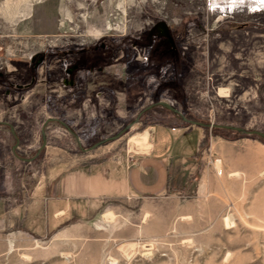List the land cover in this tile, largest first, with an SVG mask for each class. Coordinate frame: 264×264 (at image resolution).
I'll use <instances>...</instances> for the list:
<instances>
[{
  "label": "rangeland",
  "instance_id": "rangeland-1",
  "mask_svg": "<svg viewBox=\"0 0 264 264\" xmlns=\"http://www.w3.org/2000/svg\"><path fill=\"white\" fill-rule=\"evenodd\" d=\"M158 21L176 52L154 59L153 77L129 64L133 74L102 99L66 102L50 84L11 95L0 86V121L20 125L17 154L29 161L13 159L16 137L0 126V264H264V139L182 119L264 133V0H0V67L18 82L35 52L138 35ZM57 64L40 65L39 81L57 79ZM52 116L75 133L52 125L36 158ZM158 124L202 131L195 156L169 166L161 189L157 174L143 173L158 168L144 163ZM51 155L65 174H50L49 191L71 212L54 229L25 228L18 206L33 200ZM79 167L90 170L71 174ZM100 169L107 174H92Z\"/></svg>",
  "mask_w": 264,
  "mask_h": 264
},
{
  "label": "flooded vegetation",
  "instance_id": "flooded-vegetation-1",
  "mask_svg": "<svg viewBox=\"0 0 264 264\" xmlns=\"http://www.w3.org/2000/svg\"><path fill=\"white\" fill-rule=\"evenodd\" d=\"M155 24L154 22L144 33L138 35L127 37L118 35L119 37L113 38V34H108L99 39L75 40L72 44H62L53 50L35 52L26 64L23 79L18 82L11 79L7 80L6 71L3 67H0V86L5 85L4 94L11 95L13 92L25 93L39 84H50L58 86L55 90L59 92L58 96L66 102L81 103L88 100L102 99V97H99L100 95L111 94L112 85H123L127 75L133 74L132 72L128 73L129 64L136 65L137 62L135 61L142 62V66L148 69L153 77L154 69L158 70V63L154 59H158L159 55L165 53V51L173 54L176 52V44L172 46L166 36L160 35V30L154 27ZM169 34L175 41L171 30H169ZM137 49L142 52L145 51L144 55L140 56V52L135 51ZM49 58L57 59L58 77L50 83L48 79L43 82L39 81L36 75L38 68L40 65L45 64ZM149 77L150 74L147 75V78ZM159 85L157 83L156 87L152 89L149 98L155 99L158 97ZM154 107V105H149L143 112H147ZM19 115L28 120L23 112H20ZM55 124H61L72 133H75L67 127L59 116L48 117L42 125L41 133L44 135L47 133V129ZM0 126L7 128L15 135V145L17 144V138L19 139L17 148L20 147L22 138L20 125L17 121H0ZM12 127L15 132L12 131ZM43 138L44 136L42 137V144ZM17 148L14 152L20 157L17 154ZM41 151L36 154V158Z\"/></svg>",
  "mask_w": 264,
  "mask_h": 264
},
{
  "label": "crops",
  "instance_id": "crops-1",
  "mask_svg": "<svg viewBox=\"0 0 264 264\" xmlns=\"http://www.w3.org/2000/svg\"><path fill=\"white\" fill-rule=\"evenodd\" d=\"M172 128H174V130H172ZM144 133L148 136L147 131ZM201 138L202 131L200 128L187 129V127H176L170 124H158L154 126L151 135V147L145 154L146 162L144 163L157 165L158 168L156 171L152 172L144 170L143 173H150L153 176L157 174L159 183L158 189L165 188L167 186V169L169 170L172 166L176 167L177 165L189 162L188 160L197 153ZM49 146L50 145H47V148ZM14 147L15 145L11 147L13 159L27 161L15 154ZM17 149L21 148L18 147ZM45 158L48 160H44L45 165L41 169L42 176L45 177V179H40L39 186L37 190L34 191L33 200L22 202L18 206V220H21L25 228H40L42 230L54 229L57 224L63 222L65 215L71 212L69 202L64 194L54 195L49 191V186H51V183H49L50 174H52V172L54 173L55 169H57L58 176L65 174V169H60L57 163V161L61 159L54 157V155ZM34 162L35 161H32L30 164H34ZM89 170V167L87 169L79 167L75 168L71 174L86 173L89 172ZM104 170H94L92 174L106 175L107 171ZM139 172L143 174L140 170ZM108 174H110V171H108ZM34 213L41 215L40 219L34 218ZM50 220L54 222L53 226L49 225Z\"/></svg>",
  "mask_w": 264,
  "mask_h": 264
},
{
  "label": "water",
  "instance_id": "water-1",
  "mask_svg": "<svg viewBox=\"0 0 264 264\" xmlns=\"http://www.w3.org/2000/svg\"><path fill=\"white\" fill-rule=\"evenodd\" d=\"M154 27H155V29L157 28L158 30H160V33H159L160 35H163V36H166V37H167L169 43H170L172 46L174 45V43H173V39H172L171 35L169 34V28H168L167 24L165 23V21H158V22L155 24ZM156 104H157V105H161V106H163V107H165V108L171 110L173 113H175V114H177V115H180V116L182 117L181 113H180L177 109H175L174 107H172L171 105H169L168 103H166V102H164V101H157ZM182 119H183L184 121H186V122H190V123H193V124H198V125H200V126H202V127H205V126H210V127H212V126H214V127H217V128H224V129L234 130V131L240 132V133H242V134H246V135H252V134H255V135H258V136H260V137H262V138L264 139V133H263V132H258V131H255V130H246V129L242 128V127L232 126V125L206 124V123H202V122H195V121L189 120V119H187V118H185V117H182ZM12 131L15 132V130H14L13 127H12ZM123 131H124V130H123ZM123 131H121V133H122ZM118 137H119V136H118ZM77 138H78V137H77ZM78 140H79V138H78ZM103 142H105V141H103ZM103 142H101V143H103ZM46 144H47V138H46V136L44 135V138H43V144H42V146L39 148L37 154H38V153H39V152H40V151L46 146ZM18 145H19V139L17 138V144H16L15 147H14V151L16 150V148H17ZM100 145H101L100 143H97V144L91 146V147L88 148V149H83V148H82V149H83V150H86V151H89V150H92V149H94V148H96V147H98V146H100ZM34 158H35V157H34ZM34 158H31V159H28V160H33ZM23 159H24V158H23Z\"/></svg>",
  "mask_w": 264,
  "mask_h": 264
},
{
  "label": "bare ground",
  "instance_id": "bare-ground-1",
  "mask_svg": "<svg viewBox=\"0 0 264 264\" xmlns=\"http://www.w3.org/2000/svg\"><path fill=\"white\" fill-rule=\"evenodd\" d=\"M220 93H221V92H220ZM220 93H219V95H221ZM144 135H145V137H146V133H144ZM137 137H139V138H140V134H138V136H137Z\"/></svg>",
  "mask_w": 264,
  "mask_h": 264
},
{
  "label": "trees",
  "instance_id": "trees-1",
  "mask_svg": "<svg viewBox=\"0 0 264 264\" xmlns=\"http://www.w3.org/2000/svg\"><path fill=\"white\" fill-rule=\"evenodd\" d=\"M205 127H208V126H205ZM248 136H255V134H252V135H248Z\"/></svg>",
  "mask_w": 264,
  "mask_h": 264
}]
</instances>
